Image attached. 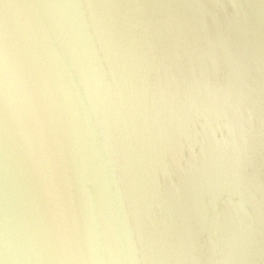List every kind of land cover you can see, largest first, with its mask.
I'll list each match as a JSON object with an SVG mask.
<instances>
[{"label":"water","instance_id":"95a60500","mask_svg":"<svg viewBox=\"0 0 264 264\" xmlns=\"http://www.w3.org/2000/svg\"><path fill=\"white\" fill-rule=\"evenodd\" d=\"M0 264H264V0H0Z\"/></svg>","mask_w":264,"mask_h":264}]
</instances>
